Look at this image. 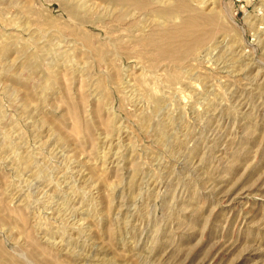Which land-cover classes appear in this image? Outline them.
I'll return each mask as SVG.
<instances>
[{"label": "rangeland", "instance_id": "rangeland-1", "mask_svg": "<svg viewBox=\"0 0 264 264\" xmlns=\"http://www.w3.org/2000/svg\"><path fill=\"white\" fill-rule=\"evenodd\" d=\"M150 2L0 0V264H264V0Z\"/></svg>", "mask_w": 264, "mask_h": 264}, {"label": "bare ground", "instance_id": "bare-ground-1", "mask_svg": "<svg viewBox=\"0 0 264 264\" xmlns=\"http://www.w3.org/2000/svg\"><path fill=\"white\" fill-rule=\"evenodd\" d=\"M109 2L111 3H115L117 4L119 7L120 6H123V5H126V4H132V5H135L138 7L139 10H145L146 12H152V13H156L157 10L152 6L150 0H109ZM84 5L83 4H79L77 6L76 9H80V8H83ZM85 8V7H84ZM172 9V8H171ZM188 9V8H187ZM178 10V9H177ZM78 10H75L73 11V14H78L77 13ZM175 11H171L169 9H163L161 10L160 12L156 13V14H161L167 19H172V17L174 15H176V13H174ZM179 12V11H178ZM191 12V10H190ZM155 14V15H156ZM178 15V14H177ZM76 16V15H75ZM157 16V15H156ZM174 18V17H173ZM210 22V21H209ZM164 24L162 25V27H164L163 31H161L160 33H162V36L163 39H160L159 36H157L155 34V36H157L156 38H152L154 39V43L156 45V49L157 51H159V53H163V54H170V55H174L178 52V49L180 47V43L178 41V37L180 36L181 37V40L184 39V35L188 34V37H191V33L192 32H196L199 27H200V21L197 20V18H194V17H187L185 18L184 22L179 25V26H175V29H172L170 27V24H166L165 21L163 22ZM17 27V26H16ZM185 33V34H183ZM161 35V34H160ZM2 39H4L2 37ZM5 40V39H4ZM195 41V40H194ZM198 42H202L201 38L200 40L198 39L197 40ZM5 49H7L9 46L8 44H5ZM17 45V44H16ZM21 45V44H20ZM22 47V45H21ZM23 49V47H22ZM21 49V50H22ZM4 50V49H3ZM43 50V49H42ZM8 51V50H7ZM24 51V50H23ZM6 53V52H5ZM3 54V53H2ZM17 57V56H16ZM40 57V55H39ZM35 59H36V55H27L26 58H25V61L24 63L22 62V64L24 65V67H33L34 68V64H35ZM36 65V64H35ZM22 68V67H21ZM20 68V69H21ZM11 69V68H10ZM14 69V68H13ZM24 68H22L23 70ZM30 69V72H31V68ZM27 69V70H29ZM25 70V69H24ZM33 70V69H32ZM4 71V70H3ZM35 71V70H34ZM37 71V70H36ZM24 72V71H23ZM40 72V71H39ZM33 73V72H31ZM15 74V73H14ZM20 74V72H19ZM18 74V75H19ZM22 74V73H21ZM34 74V73H33ZM147 74V73H146ZM60 75V71L58 70H54V71H51V72H48L46 77H45V82H44V85H43V90H48L49 86H51L56 78ZM64 75V74H63ZM11 77V76H10ZM33 77V76H32ZM145 77V76H144ZM15 78V77H13ZM34 78V77H33ZM36 78V77H35ZM27 79V78H26ZM20 80V79H19ZM32 80V78H31ZM35 80V79H34ZM33 80V81H34ZM31 81L29 80V82L27 81V83H30ZM16 84V83H15ZM32 84V83H31ZM36 84V83H35ZM33 84V85H35ZM11 85V84H10ZM29 86V85H28ZM32 87V85L30 86ZM34 87V86H33ZM36 87V86H35ZM38 87V86H37ZM33 89V88H32ZM39 89V88H38ZM42 89V88H41ZM33 91V90H32ZM37 91V90H36ZM34 93V92H33ZM37 94V93H36ZM38 95V94H37ZM28 100V98L26 99ZM156 100H158V98H156ZM33 103V102H32ZM35 104V103H34ZM26 108V107H25ZM70 110L73 112L76 110V104L74 102L71 101L70 103ZM91 123L90 122H86L84 124L83 127H81V130L87 132V131H90L91 130ZM80 128L76 127L75 128V131L76 132H79ZM0 225L2 226H5L6 225V219L3 217L2 214H0Z\"/></svg>", "mask_w": 264, "mask_h": 264}]
</instances>
